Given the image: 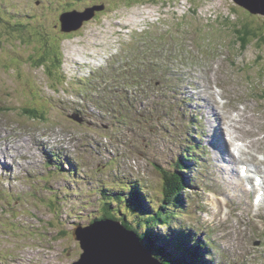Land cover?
<instances>
[{
    "label": "rangeland",
    "instance_id": "374dc122",
    "mask_svg": "<svg viewBox=\"0 0 264 264\" xmlns=\"http://www.w3.org/2000/svg\"><path fill=\"white\" fill-rule=\"evenodd\" d=\"M92 4L105 8L80 29L60 31L59 15L73 10L86 12ZM0 19L11 28L0 22V123H12L8 128L0 125V133L8 135L0 141V149L8 137L15 142L12 147L20 145V140L22 144L16 160L0 155V264H72L78 260L83 250L74 231L99 218L103 189L119 188L121 175H130L131 181L146 187L148 198L156 206L161 205L159 169L183 161L194 136L186 130L188 107L179 116L176 112L166 113L175 108L178 85L163 92L162 83L151 84L144 92L123 85L119 76L112 74L113 67L115 73L120 65V72L129 67L121 61L124 44L138 46L146 35L150 45L156 44L157 37L172 42V49L166 47V41L164 50L153 47L151 54L158 61L162 60V52L166 61V54H173L175 49L185 54L187 58L178 59L173 71L186 74L181 76L184 80L190 78L187 87L193 89V83L199 84V101L213 118L214 110L207 103L213 104L206 98L207 94L212 96L209 82L222 85L228 96L221 102L228 101L227 111L236 104L247 106L245 123L255 132L251 135L256 139L257 159L256 165L248 163L264 181V163H257L264 161V117L260 121L257 117L258 112L264 114V14L251 13L235 0H0ZM13 21L19 27L13 26ZM243 26L259 35V40L246 48L235 30ZM21 27L26 32L19 31ZM189 56L193 60H188ZM59 58L62 64L57 73ZM38 61L42 67L37 66ZM218 64L220 72L215 70ZM52 68L53 76L49 77L44 71ZM134 70L147 81H160L164 76L158 70L149 73L151 69L144 67ZM212 71L217 73L215 79ZM200 74L210 76L205 87ZM122 86L138 95L131 100L136 112H142L141 121L133 118L134 111L122 116L118 113L116 107L123 106ZM138 98L143 99L139 104ZM107 99H111V105L100 107ZM36 108L37 117L26 112ZM74 112L84 119L83 123L69 118ZM125 117V127L119 131ZM163 122L166 128L161 129ZM110 125L114 129L109 130ZM49 140L65 145L59 147L57 142L52 149L47 145ZM5 160L15 165H7ZM217 161L219 164L208 175H216L219 183L212 179L208 184L211 191L199 197L205 210L185 209L180 217L169 220L170 226L161 227L160 234L178 228L198 233L195 238L203 247L210 240L205 253H213L211 257L206 255L214 258L213 264H264V202L256 207L252 202L254 209L252 190L248 194L231 188L220 168L224 161ZM55 163L62 165L61 169ZM189 165L188 174L193 170L192 163ZM198 170L207 173L202 166ZM235 170L237 173V165ZM218 185L229 196L228 205L219 196ZM257 186L253 192L264 189ZM129 193L130 187L125 190L126 195ZM117 208L113 205L112 211ZM101 214L111 213L102 209ZM126 217L139 219L132 213ZM141 242L145 248L146 243Z\"/></svg>",
    "mask_w": 264,
    "mask_h": 264
},
{
    "label": "trees",
    "instance_id": "16d2710c",
    "mask_svg": "<svg viewBox=\"0 0 264 264\" xmlns=\"http://www.w3.org/2000/svg\"><path fill=\"white\" fill-rule=\"evenodd\" d=\"M0 22H2L1 19ZM14 22L15 21L12 22V25L16 26L17 22L16 23ZM4 25L6 26V28H10L8 24L2 22L3 27ZM22 28L25 27H21L18 30L19 31L22 30L21 31L22 33L26 32V29L23 30ZM15 29L16 28H14L13 31H15ZM235 30L244 48H246L247 45L253 40H259V35H257V33H255L251 28L247 26L236 28ZM147 40H148V35H146V37L143 38L141 44L138 46L136 45L132 46L128 42L124 44L121 61L129 67L125 72L124 71L120 72V69L122 67V65H120L118 68H116L117 73H115L114 68H112L113 71L112 74L119 76L118 80L123 85H126L134 89L136 88L142 89L144 92H146L145 88L147 85L157 84L156 81L159 80L147 81L142 77L140 78L138 72L134 70L135 67H144L151 69L149 73H154L156 70L161 72H166L168 69L175 68V62L178 59L184 60L187 58L183 52L179 51L178 49H175L174 53L171 54L172 57L174 58L173 61L174 65L169 66L168 62L164 60L165 58L163 52H162L161 61H158V59L154 58L151 54V50L155 45L157 47L163 48L164 50V41H166L165 38L157 37L156 44L153 42L151 45L147 43ZM166 44H167L166 47L168 49L170 47L171 49L174 48L171 45L172 42L166 41ZM61 58L57 59L56 61L57 68L55 69L58 71L57 73L61 71V64H62ZM42 65L43 63L38 61L37 66L42 67ZM164 66L165 68H163ZM53 69L54 68L49 70L47 69L48 71L46 72L44 71V73H46V75L50 74L49 77H52ZM55 77L59 79L58 74H56ZM121 89L122 91L127 90L125 86H122ZM119 92L120 90H118V94ZM136 97H138V95L135 96V98ZM113 98L115 100H119L118 96H113ZM111 103H112L111 99H107L106 104L103 105L105 107L106 105H111ZM122 105L123 106L121 107L119 106L120 108L116 107L118 113L121 114V116L127 112L134 111L136 116H134L133 118H135L137 122L141 121L140 116L142 115L141 114L142 112H136L137 111L136 106L133 104L131 99H129V101H124L123 98ZM37 110L38 109L36 108V109H31L29 111L26 110V112L33 117H37L38 116L37 114L39 113V110L38 111ZM125 120L126 117L124 119H121V122L119 123L118 126L119 131H123L125 127L123 125ZM110 129H114V125H110L109 130ZM108 135L112 136V133H108ZM188 167H189L188 162L184 160L183 162H176L175 167H173V170L162 167L159 169L160 173L162 174V184H161L162 203L159 206H156L153 203V200L151 201L148 198L149 194L148 191L146 190V187L144 189L137 182L131 181L130 175L119 176L121 180L120 187L117 189L114 187L104 188L103 197L100 199L101 204L98 205L99 215L101 214L102 209L110 210L111 214L104 216H102L101 214L99 218H97V220H100L102 218H109V217L118 218L119 220L122 221V223L126 227L135 230L136 233L141 238V241H144V243H146V247H149L154 254L161 256L167 264H213L212 261L214 260V258L211 259L206 258V255H208V257L209 256L211 257L213 253L211 252L205 253L206 250L205 248L207 247V245H209L208 244L209 240H206L205 247H203L200 241L195 238V236L197 235L196 233L180 230L183 228H178L173 232L168 231V233H166L165 235L163 234V236L160 234L161 227L167 225L170 226L171 222L169 220L171 218H178L181 216V214L185 212L184 210L186 209V207L184 204V199H185L184 191L190 186H189V178L183 173V169H188ZM123 176L125 177L123 178ZM129 187H130V193L129 195H126L125 190L129 191ZM113 205H118V208L115 209L114 211H112ZM122 207H124L126 210L123 211V216H119L118 215L119 212L117 211L122 212L121 209ZM129 213H132L139 219L138 220L129 219L128 217H126V215L128 216ZM156 229L158 231L155 232ZM141 230H143L142 233H140ZM162 239L164 240L165 245H162L163 242ZM166 247L170 248L171 250L167 249Z\"/></svg>",
    "mask_w": 264,
    "mask_h": 264
},
{
    "label": "water",
    "instance_id": "95a60500",
    "mask_svg": "<svg viewBox=\"0 0 264 264\" xmlns=\"http://www.w3.org/2000/svg\"><path fill=\"white\" fill-rule=\"evenodd\" d=\"M251 13L264 14V0H235ZM104 7H89L86 12L67 11L60 16L62 30L73 32L94 18ZM83 250L72 264H167L149 247H143L135 230L113 218H105L74 231Z\"/></svg>",
    "mask_w": 264,
    "mask_h": 264
},
{
    "label": "bare ground",
    "instance_id": "6f19581e",
    "mask_svg": "<svg viewBox=\"0 0 264 264\" xmlns=\"http://www.w3.org/2000/svg\"><path fill=\"white\" fill-rule=\"evenodd\" d=\"M86 23H88V22H86ZM218 69H219V72L222 69L219 66V64L215 66L216 72L218 71ZM216 72H214V71L211 72V76L213 79L218 77ZM194 76L197 77V80H198L199 76H197L196 74H194ZM200 77H202L201 83L205 87L206 81L208 79H210L209 78L210 76L208 77L206 75L205 76L201 75ZM212 82H211V84L209 82L212 96L210 95V97H209V94H207L206 98H208V99L210 98L211 101L210 100L209 101H210V103L213 104V105H211V104L209 105V102H208L207 106L211 107L214 110L215 118H213V114H211L210 110H206V118H207V123H209V125L207 127H205V132L208 133V135H207L208 141L212 145L213 150H216L215 158L219 161L220 160L224 161L223 162L224 164L220 165V168L224 171L223 175L225 174L224 177L226 178V182L229 185H231L230 187L234 188V189H240L241 191L244 192L245 191L244 190L245 182L249 181L248 184L251 185V189H253L256 185V183L254 182L256 175L260 176V174L258 173L256 175H253L252 173H249L247 175V177L242 178L243 176L240 174V171L238 168L239 163H244L245 168L247 170H251L252 172H255L253 167L251 166V164H253V163L255 164L257 161L256 153H255L256 151L254 148L256 139H254L253 136L251 135V133L254 134L255 132L252 129H250L251 127H249L248 124L245 123V121H247V118H248L247 112L249 113V109L247 108V106L245 108V105H244V107H240V106H238V104H236L235 108H231V109L229 108L227 111L226 106H229L228 101H226L227 102V105H226V102L222 103L221 99H225L228 95L226 93L224 95V91L222 90V85L218 81H214V82H216V85H214ZM198 86H199V84L195 85V88L197 89L195 92L200 93L201 88H200V86L199 87ZM217 87L220 88L221 90H217ZM198 88H199V90H198ZM120 95H121V91L119 92V96ZM101 97L102 96H99V98H101ZM202 98L204 99L205 97H202ZM219 103H220V108L218 106ZM237 103H239V102L237 101ZM246 109H247V111H246ZM231 110L233 112L231 114H229L228 112L229 111L231 112ZM249 116H251V115H249ZM257 117L260 121V119L262 117H264V114L258 112ZM256 123H258V121ZM11 133L15 134L14 132H11ZM246 135H247V137H245ZM57 142H59V141H54L53 145H55ZM223 142H225V144ZM59 143H60V146L65 145L62 142H59ZM19 144H20V146H22L21 140H20ZM246 155H248V158ZM19 156L20 155L18 154L17 157H19ZM228 161L230 163H228ZM0 162H3V161L1 160ZM5 162H6V160H5ZM233 162H235L233 165L234 171L232 170V164H231ZM248 162L251 164H249ZM257 163L261 164V163H264V161H259ZM236 165H237V173L238 174L236 173V170H235ZM228 166H230V167H228ZM228 176H231V179H229ZM253 178H254V180H253ZM235 185H237L238 187H234ZM259 187L260 186H257V189L260 190L261 188H259ZM251 189H250V191H251ZM245 193H247V191H245ZM214 215H216V214H214ZM109 218H112V217H109ZM103 219H105V218H102L100 220H103ZM113 219H115V218H113ZM117 220H119V219H117ZM97 221H99V220H95L92 223H95ZM119 221H121V220H119Z\"/></svg>",
    "mask_w": 264,
    "mask_h": 264
},
{
    "label": "flooded vegetation",
    "instance_id": "af4514ba",
    "mask_svg": "<svg viewBox=\"0 0 264 264\" xmlns=\"http://www.w3.org/2000/svg\"><path fill=\"white\" fill-rule=\"evenodd\" d=\"M91 6V5H90Z\"/></svg>",
    "mask_w": 264,
    "mask_h": 264
}]
</instances>
